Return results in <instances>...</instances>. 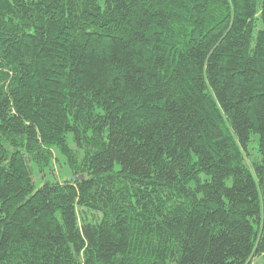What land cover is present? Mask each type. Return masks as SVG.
Here are the masks:
<instances>
[{
	"label": "trees",
	"instance_id": "trees-1",
	"mask_svg": "<svg viewBox=\"0 0 264 264\" xmlns=\"http://www.w3.org/2000/svg\"><path fill=\"white\" fill-rule=\"evenodd\" d=\"M254 256L264 0H0V264Z\"/></svg>",
	"mask_w": 264,
	"mask_h": 264
},
{
	"label": "rangeland",
	"instance_id": "rangeland-1",
	"mask_svg": "<svg viewBox=\"0 0 264 264\" xmlns=\"http://www.w3.org/2000/svg\"><path fill=\"white\" fill-rule=\"evenodd\" d=\"M69 144L75 148L70 138ZM51 154L52 158L46 168L41 170L34 168L33 180L35 189H39L44 182H62L64 180H70L73 177V173L70 170L66 159L60 154V152L56 148H53L51 149ZM258 160L259 155L257 152V140L255 137H252L251 143L248 146L247 156L244 161L249 168L254 162L256 163ZM248 264H264V258L262 256H254L249 260Z\"/></svg>",
	"mask_w": 264,
	"mask_h": 264
}]
</instances>
